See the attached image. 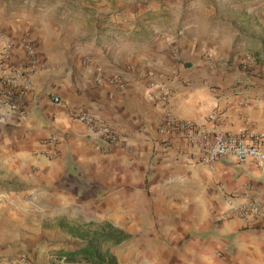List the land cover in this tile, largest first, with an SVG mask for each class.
I'll return each instance as SVG.
<instances>
[{"label":"crops","instance_id":"obj_1","mask_svg":"<svg viewBox=\"0 0 264 264\" xmlns=\"http://www.w3.org/2000/svg\"><path fill=\"white\" fill-rule=\"evenodd\" d=\"M209 1L184 23L178 0L150 58L138 14L116 55L95 38L71 52L46 10L1 2L0 95L15 106L0 103L1 203L40 222L110 223L128 236L122 264H264V166L203 159L204 135L264 136V59L243 70L234 50L264 42L252 32L264 0ZM250 202L256 214L234 212Z\"/></svg>","mask_w":264,"mask_h":264},{"label":"rangeland","instance_id":"obj_2","mask_svg":"<svg viewBox=\"0 0 264 264\" xmlns=\"http://www.w3.org/2000/svg\"><path fill=\"white\" fill-rule=\"evenodd\" d=\"M4 0H0V3ZM10 5L23 0H9ZM33 1L34 7L46 10L47 17L65 29V40L70 41V51H73L75 41L90 45L91 41L101 39L107 42L114 51V55L121 48V31L125 28L124 22L132 18H140V26L146 33L140 37V51L146 58H150L154 51V44L168 33V20L177 22L181 9L177 7L178 0H28ZM183 3L186 23L192 17L199 16L203 7L210 5L209 0H179ZM215 6L214 4L212 5ZM258 19L264 20L262 11H258ZM53 17V18H52ZM128 18V19H125ZM181 24V23H180ZM256 26V25H255ZM249 31L251 28L245 26ZM153 29L157 31L152 32ZM257 36L264 37V31H252ZM77 42V43H78ZM240 43V45H238ZM254 45H242V41L234 42V50L244 48V55L240 62L243 70H252V64L264 59V42ZM71 54V53H70ZM69 55V54H68ZM250 58V59H248ZM253 59V60H252ZM252 60V62H251ZM5 196L7 191L3 192ZM7 200V199H6ZM3 202L0 208V264H64L55 261L53 253L69 251L78 248L85 242L86 235L78 236L69 228L78 227L72 221L64 224L40 222L41 215L25 216L15 211L10 204ZM53 210V208H49ZM13 212L16 213L15 217ZM101 224V223H100ZM81 226L82 234L93 232L98 225ZM7 248V249H6ZM123 245L110 248V252L119 258L120 264ZM5 249L8 253L5 252ZM8 254V255H5ZM116 257V256H115ZM118 264V262H117Z\"/></svg>","mask_w":264,"mask_h":264},{"label":"built area","instance_id":"obj_3","mask_svg":"<svg viewBox=\"0 0 264 264\" xmlns=\"http://www.w3.org/2000/svg\"><path fill=\"white\" fill-rule=\"evenodd\" d=\"M26 56L27 61L33 65V47L31 44H26ZM10 50L9 46L6 48V52ZM9 94L0 95V103L8 107L9 109H14L15 106L9 103ZM53 103H59L58 98L52 99ZM76 118L90 126L91 128L96 127L94 120L87 116L86 114H81L76 116ZM184 128L189 133L192 130L190 124H185ZM97 132L101 135H106L109 137L111 134L110 130L104 128H97ZM200 132V131H199ZM204 139V162L211 165L214 162L222 159L226 156H232L239 163H244L246 161H251L258 166H264V136L263 135H225L221 132H216L212 136V139L207 142L206 135L203 136ZM260 209L259 203L250 202L248 204L242 205L238 208L233 209L234 212L245 217L249 214H256Z\"/></svg>","mask_w":264,"mask_h":264},{"label":"trees","instance_id":"obj_4","mask_svg":"<svg viewBox=\"0 0 264 264\" xmlns=\"http://www.w3.org/2000/svg\"><path fill=\"white\" fill-rule=\"evenodd\" d=\"M69 229L80 237L86 235V238L85 242L74 250L53 253L54 260L64 264H117V259L110 252V248L128 240L123 231L110 223H102L95 231L87 234H82L81 226Z\"/></svg>","mask_w":264,"mask_h":264}]
</instances>
